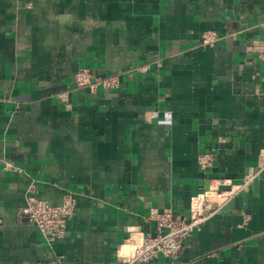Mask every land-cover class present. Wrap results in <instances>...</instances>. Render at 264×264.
Listing matches in <instances>:
<instances>
[{"label":"crops","instance_id":"crops-1","mask_svg":"<svg viewBox=\"0 0 264 264\" xmlns=\"http://www.w3.org/2000/svg\"><path fill=\"white\" fill-rule=\"evenodd\" d=\"M262 38L264 0H0V264H120L130 233H156L153 210L187 216L249 166L262 171L177 257L134 264H264ZM80 67L119 84L77 89ZM67 192L61 236L17 221L29 195Z\"/></svg>","mask_w":264,"mask_h":264},{"label":"built area","instance_id":"built-area-1","mask_svg":"<svg viewBox=\"0 0 264 264\" xmlns=\"http://www.w3.org/2000/svg\"><path fill=\"white\" fill-rule=\"evenodd\" d=\"M216 35L212 31L201 34V43L213 45ZM251 51L257 53L264 61V38L257 39L249 46ZM147 65L135 67V71L146 70ZM75 88H84L95 92L97 88L112 89L119 84V73L98 75L88 67H80L73 74ZM66 93V92H65ZM62 93L63 96H65ZM212 153L198 154L199 166L206 170L213 162ZM0 163L9 165L1 155ZM15 168V167H13ZM262 171V166H249L239 183H225L227 187L207 188L198 192L191 198L187 216H176L170 210L162 212L153 210L150 218L157 223L156 233L132 232L126 239L127 251L119 255L120 264L148 263L155 260L159 253L175 258L179 255L183 242L210 217L215 215L220 207L230 200L236 193L246 190L249 184ZM76 199L70 192L64 194L59 204H51L46 200L33 195L26 198L25 204L16 212L17 221L24 224H32L37 227L47 241H51L63 234L66 221L74 212ZM45 264H64L62 257H49ZM38 261L37 264H41Z\"/></svg>","mask_w":264,"mask_h":264}]
</instances>
